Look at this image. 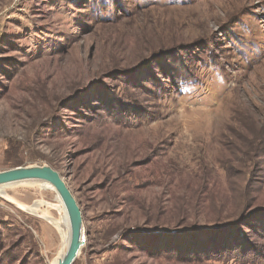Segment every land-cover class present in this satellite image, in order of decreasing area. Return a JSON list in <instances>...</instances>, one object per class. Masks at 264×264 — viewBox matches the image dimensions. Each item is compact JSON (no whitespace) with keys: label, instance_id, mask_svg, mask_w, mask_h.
I'll return each instance as SVG.
<instances>
[{"label":"rangeland","instance_id":"rangeland-1","mask_svg":"<svg viewBox=\"0 0 264 264\" xmlns=\"http://www.w3.org/2000/svg\"><path fill=\"white\" fill-rule=\"evenodd\" d=\"M30 166L74 264H264V0H0V172ZM0 192V264H49L24 206L57 193Z\"/></svg>","mask_w":264,"mask_h":264},{"label":"water","instance_id":"water-1","mask_svg":"<svg viewBox=\"0 0 264 264\" xmlns=\"http://www.w3.org/2000/svg\"><path fill=\"white\" fill-rule=\"evenodd\" d=\"M28 181L48 183L59 195L71 227L70 246L60 264H74L84 243L83 215L77 200L61 175L48 166L18 167L0 172V187Z\"/></svg>","mask_w":264,"mask_h":264},{"label":"bare ground","instance_id":"bare-ground-1","mask_svg":"<svg viewBox=\"0 0 264 264\" xmlns=\"http://www.w3.org/2000/svg\"><path fill=\"white\" fill-rule=\"evenodd\" d=\"M47 185H49L52 189H54L50 184L45 183ZM55 191V190H54ZM56 192V191H55ZM6 199H8L9 197L6 196L5 193L0 192ZM58 195V194H57ZM58 198L60 199L59 195ZM11 199V198H9ZM61 202V206H54V205H48L47 203L45 204L44 202H36L34 205L32 206H24V210H26L28 213H30L33 216H36L38 218H43L45 219L47 222H49L50 224H52L60 233V237H61V244H60V249L57 252V256H55V258L49 262V264H60L62 262V260L65 258L69 246H70V242H71V227H70V221H69V217L67 214V211L60 199ZM51 207L54 208L56 210H58L59 212H61L63 214V218L60 220L59 218H54L52 216H49L48 212H44L42 211L43 207Z\"/></svg>","mask_w":264,"mask_h":264}]
</instances>
